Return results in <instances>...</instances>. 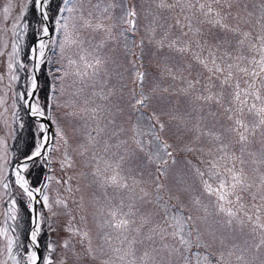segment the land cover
Listing matches in <instances>:
<instances>
[{
    "label": "snow or ice",
    "instance_id": "snow-or-ice-1",
    "mask_svg": "<svg viewBox=\"0 0 264 264\" xmlns=\"http://www.w3.org/2000/svg\"><path fill=\"white\" fill-rule=\"evenodd\" d=\"M0 264H264V0H0Z\"/></svg>",
    "mask_w": 264,
    "mask_h": 264
}]
</instances>
